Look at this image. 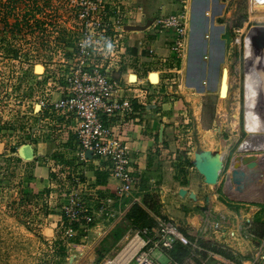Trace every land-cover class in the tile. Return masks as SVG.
<instances>
[{"label":"rangeland","instance_id":"374dc122","mask_svg":"<svg viewBox=\"0 0 264 264\" xmlns=\"http://www.w3.org/2000/svg\"><path fill=\"white\" fill-rule=\"evenodd\" d=\"M121 1L127 14L122 12L119 19L126 24V18L134 19L136 9L130 0ZM204 1L188 0L187 3V49L183 59L187 58L190 66L193 64L191 70L195 69L194 59L198 60L199 53L194 50L188 52L191 49L190 41L188 43L189 25L191 17L203 10ZM221 1V6L212 2L207 18L215 20L219 25L218 30L221 28L223 31L225 48L222 49L223 55L222 51L220 53L215 48L202 58L209 65L206 66V91L198 102L199 116L196 114L198 118H194L195 111L190 107L186 116L173 121H176L173 129H201L203 134L196 133V130L187 131L183 152L165 150V156L161 158L167 163L175 162L174 159L178 162L177 167L172 163L177 183L172 182L169 187L171 190L163 196L153 187L140 196L131 197L132 192L125 193L118 184L117 195L114 193L112 197H103L89 191L90 185L83 180L85 166L82 162L77 164V169L76 165L72 166L67 162L71 158L69 151L61 152L68 159L52 157L49 143L59 139L56 132L50 129L52 124L43 122L46 119L43 109L48 106L52 94L58 92L57 86L59 88L63 84L62 73L70 65L84 60V56L78 54L76 49L78 42L82 41L80 33L83 27L79 0H0V17L5 5L10 3L15 16L9 15L8 21L11 23L15 17L20 18L27 13L29 23L15 31L3 28L0 22V264H138L139 257L143 254L142 259L146 260V264H214L216 261L213 253L217 252L215 249L223 257H233L225 245L215 246L209 221L203 223L201 238L195 239L192 234V239H186L184 245L189 253L182 261L171 256L172 247L165 249L153 238L162 222L170 220L180 231L194 233L197 230L192 227L195 214L204 213L203 220H206L205 209L210 206L211 201L207 205L204 199L211 195L213 185L202 183V176L191 160L193 152L202 147L210 146L212 150L223 148L222 138L227 139L228 144L224 151V170L220 175V185L216 188L221 194L218 201L223 202L225 199V204L226 200L230 201L228 206H243L253 210V207L260 206L264 211V147H260L258 143L264 131L255 132L246 128L247 121L252 123L247 118H253V114L247 111L249 104L246 80L251 76L247 74L248 63L243 53V40L240 43L235 41V34L239 29L245 33L254 24H264V18H258L264 10H255L254 0ZM110 2L119 4L118 0ZM109 18L113 19V16ZM150 20L144 23V30L150 27ZM34 21H38L40 26L30 28ZM124 24L126 33L128 29L124 28ZM149 30L154 29L150 27ZM211 30L215 28L212 27ZM147 37L140 39L141 49L146 44L152 45ZM122 40L125 44L126 39ZM154 53L157 54L156 48ZM100 55L94 51L87 61L98 64L101 62ZM201 56L202 54L199 58ZM144 61L143 57L139 64L142 66ZM181 63L178 65L179 69ZM222 66H226L229 71V90L225 98L217 97ZM254 67L259 69H256L257 73L261 71L258 65L254 64ZM263 68L264 65L261 69ZM188 71L186 64V72ZM181 73L183 72L180 70V76ZM192 73L190 71L189 75ZM111 75L115 76V70ZM259 75L262 77L261 72ZM186 81L189 82L187 78ZM137 88L138 91H147L145 86ZM262 101L264 103V98ZM26 145L32 146L37 158L45 156L44 163L51 169L48 182L34 180L32 161L27 158L24 150ZM38 145H48L44 154ZM246 151H256L259 154L248 155L251 152ZM244 158L252 160L248 162ZM57 159L62 168L58 169ZM230 167L233 169L232 173ZM228 175L231 181L228 180L225 184ZM180 176L184 181H180ZM190 177L199 182L197 186L189 188L186 185L185 188L188 192L197 191L198 196L194 199L188 194L183 198L178 191L180 188L177 189L178 186H185ZM199 201L202 203L198 204ZM135 202L149 214L147 225H135L126 218V212ZM263 219L264 217L255 220L259 229ZM74 225L78 230L72 229ZM136 238L139 241L129 255L124 251L125 247L136 241ZM142 241L145 245L139 251ZM59 243L64 246L62 251ZM235 254L241 257L240 253ZM249 258L252 262L256 256L251 254ZM230 262L223 258L218 264H231Z\"/></svg>","mask_w":264,"mask_h":264},{"label":"crops","instance_id":"0c3cea01","mask_svg":"<svg viewBox=\"0 0 264 264\" xmlns=\"http://www.w3.org/2000/svg\"><path fill=\"white\" fill-rule=\"evenodd\" d=\"M212 2L217 3V6L222 5L221 0H205L203 10L199 12L198 15L191 17L188 37V43L190 41L191 49H189L188 52L190 53L191 50H194L198 51L196 53H199L198 60L194 59V71L191 70V66H193V64L190 66V64L187 63V58L183 59L184 57H182L179 59L177 61V65L182 62V67L180 66V70L183 72L181 73L182 84L180 82L179 87L175 88V91L173 92L169 91L157 94V98L161 100V106H155V104L152 103L151 98L154 96L156 91L153 90L146 81H144L146 84L143 85L139 82L141 78L146 76V71L148 70L156 72L157 80L161 79L164 73L161 71L162 66L157 60L148 61V55L150 53L147 50L148 44L144 47L146 49L143 48L141 50L139 41L140 39L148 36L147 38L151 41L154 49L156 48V53L158 55H164L166 57L169 56L170 51L167 47V43L171 39V32L166 31L159 33L154 30L146 32L144 30V23L159 14L175 12L179 8V3L176 0H130L132 6L136 9L134 11L136 12V15L134 19H129V17L126 18L124 28L128 30L124 35L126 43H123V45L125 50L128 53L134 54L135 57L131 62L129 61L128 64H122L119 71L115 69V75L124 86L129 88V91H124L126 94H132L134 90L133 88L137 86H145L147 88V95L134 98L135 110L130 117L124 119L117 117L112 118L110 120V124L112 125V128L114 127V129H118V132L121 133L124 142H126L129 147L130 169L137 176V184L130 194L131 197H134L135 195L140 196L147 190H151L153 187H156L162 196L163 194H166L167 191H170L171 188L169 187L172 186L171 183H177L175 182L177 181L175 179L177 175L172 167V163L177 167L176 164L178 162L174 159L175 162L171 161V163H167L166 160L161 159L165 156V150H170L171 152L173 150L175 153H182L183 148L186 146L187 131L196 130V133L198 132V134H203L201 129H184L185 131L182 129H173V125H176V121L174 123L173 121L175 118L186 116L190 107H192L195 111L194 118H196L197 115L199 116L200 109L198 102L203 98V94H205L206 91L205 85L208 84V70L206 71L208 63H206L203 59L215 48L218 49V52L220 51V53L222 51L221 55H223L222 49L225 48L224 46L226 41L224 33L221 28L218 30L219 25L215 23V20H209L207 18L208 10L211 7ZM212 27L215 28V30H211ZM191 28H193L192 31ZM194 29H196V33H194ZM201 54L202 56L199 58ZM143 57L145 58V67L139 64ZM186 64L187 69H189L188 72H186ZM151 71L148 72L150 77L153 74ZM190 71L191 73H194L189 75ZM186 78L189 82L186 81ZM219 81L220 80L218 78V85ZM192 89H195V91H192ZM60 95V92H57L56 94L53 93L50 97V102L47 104L48 106H46L45 110L43 109V115L46 118L43 122L52 124L50 129L56 132L57 138L59 139V141L53 140L49 143V146L51 145L50 150L53 152L52 157H57L60 160L64 158L68 159L61 152L69 151L71 158L68 159L67 162L70 165H76L77 169V164L82 162V165L85 166L83 171V180L86 184L90 185L89 191H91V193L103 195V197H112L114 196V193L117 195L116 191L118 181L109 174L107 161L103 158L91 155L90 152L85 151L81 154L78 141L76 140V136L72 128L75 121L74 116L55 110L52 106V103L57 100ZM217 97H220L218 93ZM174 131L177 133H174ZM63 136L65 137L60 141V138ZM203 136L205 137V134ZM222 141L224 147L219 149L223 150L224 161V151L226 150L225 146L228 144V141L224 138H222ZM38 146L41 151H43V154L48 147V145H45V147L41 145ZM200 149L212 150V147L207 146ZM24 150L27 158L32 161L34 180H36V182H44L50 179L51 177L49 172L51 169H49L47 163H44L43 158L45 156L37 158L31 145H26ZM58 159L57 167L59 169L62 168V166ZM244 159H247L248 161L252 160L250 158ZM223 170L224 162L221 172ZM220 175L217 184L212 187L211 195L209 196L210 199L209 197L204 199L206 200L207 205L208 202L211 201L209 202L211 203L210 206L205 209L206 220H203L204 213H196L194 218L195 223L192 221V227L196 228L198 231H194L195 229H193L194 233L190 231L189 233L186 230V233L189 236L194 234L195 239H197V237L201 238V234L203 233H201L200 230H202L203 223L204 221H209L211 225L210 231L214 236L212 238L216 242L215 246L218 247L220 246L219 244H223L228 247V249L232 252L231 254H233V257L231 258H229L228 255H224L225 257H228L225 258L220 255L221 253L218 252V249H215L217 252H214L213 254L215 255L214 260L217 264L220 263L223 258L227 259L229 262L231 261V264H250L251 261L249 260V257L251 254H259V256L256 255V261L258 264H264V232L260 234L259 225L257 226V224H255V220H260V218L264 217V211H262L260 206L253 207V210L252 208L247 209V207L243 206H228L227 204L230 201L226 200L227 203L225 204V199H223V202H219L218 200L221 197V194L218 193V189L216 188L220 185ZM202 178L203 177H201L202 183L206 184ZM179 179L180 181H184V178L181 176ZM197 184L199 185V182L190 177L189 180L185 182V186H178L177 189H185L187 186L191 188L195 185L197 186ZM194 192L195 198H197V191L194 190ZM225 192L228 194L226 188ZM187 194H189L188 191L186 194L180 195L184 198ZM229 194L232 195L231 193ZM256 194L259 196L262 195L260 193ZM199 202L198 204L202 203ZM201 208H204L203 205H201ZM247 221H249L251 227V234L249 237L244 231V225H246ZM235 252L240 253L241 255H239L241 257H237ZM254 260L255 259L253 258L252 261Z\"/></svg>","mask_w":264,"mask_h":264},{"label":"built area","instance_id":"2783aa9c","mask_svg":"<svg viewBox=\"0 0 264 264\" xmlns=\"http://www.w3.org/2000/svg\"><path fill=\"white\" fill-rule=\"evenodd\" d=\"M107 1L79 0L83 27L80 33L82 41L78 42L76 49L78 54L84 56V60L70 65L69 69L62 73L63 84L59 88L57 86L61 95L52 103V106L55 110L74 116L75 121L72 128L81 154L86 151L91 155L105 159L110 175L118 181L119 188L129 194L137 184V176L130 169L129 147L118 129L112 128L110 120L116 117L121 119L130 117L135 110L134 98L146 96L147 91L141 89L138 91V88L135 87L133 88L134 94H126L124 91H129V88L124 86L116 75H111L115 69L119 71L122 64L131 62L135 55L128 53L123 45L122 39L125 30L123 29L124 23L120 22L119 16L122 12L125 15L127 13L122 7V1L118 0L119 4ZM176 1L179 3L178 10L173 13L159 14L149 21L150 27L154 31L171 32V39L167 43L170 51L169 56L155 54L153 46L149 44L147 46V50L150 52L148 61L157 60L162 66L161 71L164 75L159 80H152L148 70L146 76L139 82L146 84L144 83L146 81L156 91L151 98L155 106H161V100L157 98V94L173 91L179 87L181 82L177 61L184 56L187 49L188 0ZM254 1L264 3V0ZM109 16H113V19H110ZM107 18L109 19L105 20ZM150 27L145 31H149ZM245 33L239 29L235 34V41L240 43L243 40V53L244 57H247L246 50H249L250 46L244 40ZM106 41H111L114 46L111 52L107 50ZM94 51L102 55H100L101 62L98 64L87 61L89 55ZM118 52H120L119 55H115ZM142 66L145 67L146 63H143ZM246 152H251L248 155L259 154L256 151ZM230 169V173H232L233 169ZM228 180L231 181L229 176H227L226 183ZM250 228V223L247 221L244 231L248 237L251 234ZM153 238H156L157 243H160L165 249H170L175 240L182 243L187 241L183 232L170 220L160 224ZM144 245L145 242L142 241L138 250L140 251ZM143 255L139 257L138 264H146V260L142 259ZM256 255L259 256V254ZM257 256L250 264H258Z\"/></svg>","mask_w":264,"mask_h":264},{"label":"water","instance_id":"95a60500","mask_svg":"<svg viewBox=\"0 0 264 264\" xmlns=\"http://www.w3.org/2000/svg\"><path fill=\"white\" fill-rule=\"evenodd\" d=\"M145 27V26H144ZM245 42L250 46V58L245 57L246 63L249 65L251 61L252 65H258L260 67L261 79L260 86L264 90V24H254L250 26L244 36ZM249 59V60H248ZM255 69H258L254 67ZM259 70V69H258ZM257 70V71H258ZM259 72V73H260ZM229 74L228 68L223 66L221 69L220 84L218 89V95L225 98L228 95L229 85L227 83V75ZM223 150L222 149H198L193 152L191 160L192 165L197 172L203 177V181L208 185H216L220 172L223 168ZM187 190L181 188L179 193L181 195L186 194ZM189 197L195 198L194 192H189Z\"/></svg>","mask_w":264,"mask_h":264},{"label":"bare ground","instance_id":"6f19581e","mask_svg":"<svg viewBox=\"0 0 264 264\" xmlns=\"http://www.w3.org/2000/svg\"><path fill=\"white\" fill-rule=\"evenodd\" d=\"M253 7L257 11L264 10V3H256L254 1ZM258 18H264V13H261L260 17H258ZM246 53H247V56L248 55L250 56V54H251L250 49L246 50ZM249 56L247 58H250ZM249 65H247V74H249L251 77H248L246 80V90H247V97H248L247 102L249 104V105H247V111H249V113L253 114V118H250V117L247 118L252 123L250 124L249 121H247L246 122V128L249 130L255 131V132L264 131V103L262 101V99L264 98V96H263L264 90H262V88L260 86L261 83H260V79L258 77V75L260 73L256 72V69L252 65L251 61H249ZM260 78H261V76H260ZM152 79L153 80L156 79V74H154V73L152 74ZM227 80H228V75H227ZM234 116H236V115L234 114ZM234 125H236V122L234 123ZM258 143H259L260 147H264V135H262L260 137V140ZM263 151H264V149H263ZM262 161H264V159ZM248 162H250V161H248ZM263 172H264V167H263ZM138 241H139V239L136 238V241L131 242L130 245H127L125 247L124 251L128 252L130 255L132 253V251L134 250ZM128 253H126V256L128 255Z\"/></svg>","mask_w":264,"mask_h":264},{"label":"trees","instance_id":"16d2710c","mask_svg":"<svg viewBox=\"0 0 264 264\" xmlns=\"http://www.w3.org/2000/svg\"><path fill=\"white\" fill-rule=\"evenodd\" d=\"M9 15L15 16L13 13L12 4L7 3L5 5L3 12H2V16L0 17V22L2 23L3 28L8 27L10 30L19 31L23 25H25V26L29 25L27 13H25V15L21 16L20 18L15 17L11 23L8 21ZM31 17H33V16H31ZM38 26H40L38 21L37 22L34 21V23L31 25L30 28H37ZM126 218H128L131 223H133L135 225L140 224L142 226L147 225L148 220L150 219L149 214L145 211V209H143V207H141V205H139L136 202L133 203L129 207L128 211L126 212ZM72 229L78 230V227H76L74 225V227H72ZM182 232L187 239L193 238V236H189L185 231H182ZM263 232H264V221L262 222V225L260 226V230H259L260 234H262ZM59 244H61V243H59ZM63 247L64 246L62 244L59 245V249L61 251L63 250ZM188 253H189V250L184 245V243H182L179 240H175L173 242L172 248L170 249V254L174 259H176L178 261H182L188 255Z\"/></svg>","mask_w":264,"mask_h":264},{"label":"clouds","instance_id":"9594fccd","mask_svg":"<svg viewBox=\"0 0 264 264\" xmlns=\"http://www.w3.org/2000/svg\"><path fill=\"white\" fill-rule=\"evenodd\" d=\"M106 47H107V50L111 52L114 46L111 41H106Z\"/></svg>","mask_w":264,"mask_h":264},{"label":"flooded vegetation","instance_id":"af4514ba","mask_svg":"<svg viewBox=\"0 0 264 264\" xmlns=\"http://www.w3.org/2000/svg\"><path fill=\"white\" fill-rule=\"evenodd\" d=\"M249 113V112H248Z\"/></svg>","mask_w":264,"mask_h":264}]
</instances>
